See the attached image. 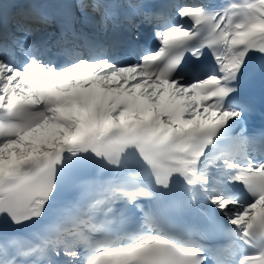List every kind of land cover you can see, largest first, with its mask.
I'll use <instances>...</instances> for the list:
<instances>
[{"label":"snow or ice","instance_id":"obj_1","mask_svg":"<svg viewBox=\"0 0 264 264\" xmlns=\"http://www.w3.org/2000/svg\"><path fill=\"white\" fill-rule=\"evenodd\" d=\"M264 0H0V264H264Z\"/></svg>","mask_w":264,"mask_h":264}]
</instances>
